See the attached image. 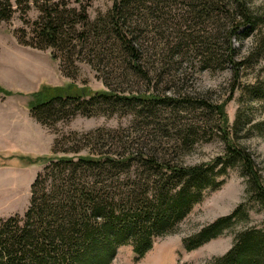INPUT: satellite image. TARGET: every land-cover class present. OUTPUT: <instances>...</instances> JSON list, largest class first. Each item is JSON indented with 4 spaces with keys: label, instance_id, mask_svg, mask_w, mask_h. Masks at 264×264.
<instances>
[{
    "label": "trees",
    "instance_id": "trees-1",
    "mask_svg": "<svg viewBox=\"0 0 264 264\" xmlns=\"http://www.w3.org/2000/svg\"><path fill=\"white\" fill-rule=\"evenodd\" d=\"M180 5L198 22L196 27H207L221 14L230 19L224 27V63L238 65L240 48L234 38H239L241 26L250 25L248 31H253L254 42L260 44L258 56L264 54V37L258 39L264 4L255 11L254 0H112L111 8L93 20L85 7L79 11L60 3L46 5L34 23L32 40L19 38L20 42L41 50L52 48L53 57L61 60L62 72L72 79L79 76L77 60L89 62L106 89L45 84L29 103L35 120L52 128L77 115L138 111L150 122L147 125L156 124L152 119L159 116V108L179 100L160 91V83L167 81L164 66L172 65L168 61L151 88L155 76L146 61L148 33L157 32L167 47L172 43L163 51V59L170 50L180 54L194 45L208 63L221 57L216 49L221 43L215 44L200 29L182 30L189 18L173 13ZM12 15L10 1L0 0V22ZM175 33L181 39L178 43H173ZM157 44L152 45L154 49ZM141 82L148 89H140ZM0 91L10 94L1 86ZM253 91L264 96L262 89ZM185 103L216 110L222 123L228 124L225 104L213 109L205 100L187 99ZM170 135L167 130L165 136ZM174 136L181 147L192 148L201 133L199 128L189 127ZM67 140L70 138L57 137L51 156H22L27 164H46L32 184L26 213L0 218V264H111L122 246H131L142 258L158 238L177 230L208 190L219 189L222 177L233 167H240L247 177V199L230 214L185 237V248L196 250L220 237L238 222L249 220L256 203L264 204L260 171L252 156L230 138L223 157L196 165L185 163L181 148L174 150L173 157L157 149L130 151L121 130L98 129L87 136L75 133L71 140L95 144L96 149L87 154L80 153L81 149H58ZM209 264H264V227L239 231L232 248Z\"/></svg>",
    "mask_w": 264,
    "mask_h": 264
},
{
    "label": "rangeland",
    "instance_id": "rangeland-1",
    "mask_svg": "<svg viewBox=\"0 0 264 264\" xmlns=\"http://www.w3.org/2000/svg\"><path fill=\"white\" fill-rule=\"evenodd\" d=\"M9 1L13 15L10 19L0 22V86L10 94L5 95L0 91V99L24 102L25 107L30 109V101L35 100L34 94L45 84L64 86L74 83L78 88H90L92 91L106 89L100 73L89 62L77 60L79 76L76 79L69 78L60 68L61 60L53 57L52 48H34L21 43L19 38L32 40L34 23L40 20L42 7L46 5L60 3L79 11L85 7L93 20L111 8L112 0ZM263 4L264 0H254L255 11L262 8ZM173 13L185 14L189 18L182 30L188 28L187 31L191 32L193 28H196V31L200 29L206 38L212 37L215 44L216 41L221 43L216 48L221 57L208 63L207 56L194 45L180 54L170 50L167 52V58L165 56L163 59V51L168 50L172 43L167 47L163 43L164 39L161 43V36L157 32H149L146 61L155 76L151 88H154L159 72L163 71V64L168 61L172 65L168 68L164 66L167 81L160 83V91L162 95L179 100L177 104L159 108V116L152 119L156 124L147 125L150 122L138 111L114 115H77L70 121L58 122L52 128L43 125L46 129L38 134L39 138L35 144L47 146L54 139L52 149H35V144L33 149H24L19 144V138L3 137L0 133V218L23 216L26 213L30 207L32 184L37 174L45 167L46 162L41 161L27 164V159L22 156H51L54 154L56 138L62 139L64 136L70 140H67L66 144H58V149H81L80 153L87 154L96 149L95 144L80 143L71 140V137H74L75 133L87 136L98 129L121 130L125 140L129 141L130 151L136 150L137 147L157 149L161 153L169 152L167 156L173 157L174 150L181 148L182 153L186 154L184 161L189 165L223 157L227 151V140L230 138L252 156L264 182V96L255 95L253 91H264V54L258 56L260 44L254 42L253 31H248L250 25L241 26L239 38H234L235 46L240 48L236 65L224 63L225 58L221 59L222 55H225V48H222L225 39L224 27L230 22L229 18L221 14L208 22L207 27H196L198 22L192 19L187 8L175 6ZM259 13H263V10ZM204 28L207 30H201ZM260 28L262 31L258 39L261 40L264 37V24ZM197 33L199 32L194 34L198 35ZM173 40V43H178L181 39L175 33ZM156 44L158 47L154 49L152 45ZM141 83L143 86L140 89H148L147 83ZM187 99L205 100L213 105V109L225 104L228 124L222 123L216 110L214 112L206 106L185 103ZM189 127L199 128L201 137L192 148H184L174 135ZM167 130L170 136H165ZM0 131L2 132V129ZM222 180L224 182L219 189L208 190L204 199L195 205L177 230L158 238L152 250L144 257L138 258L131 246H122L111 264H209L214 258L224 255L232 248L239 231L247 227L263 228L264 204L256 203L249 211V220L238 222L223 235L196 250L188 251L185 248V237L217 218L230 214L247 199V177L243 175L240 167L229 168Z\"/></svg>",
    "mask_w": 264,
    "mask_h": 264
},
{
    "label": "crops",
    "instance_id": "crops-1",
    "mask_svg": "<svg viewBox=\"0 0 264 264\" xmlns=\"http://www.w3.org/2000/svg\"><path fill=\"white\" fill-rule=\"evenodd\" d=\"M25 103H19L12 99H0V129L1 136L7 138H19V144L24 149H33L39 133L46 129L32 116ZM54 142V139H53ZM53 142L46 146H38L35 149H52ZM38 146V147H37Z\"/></svg>",
    "mask_w": 264,
    "mask_h": 264
}]
</instances>
